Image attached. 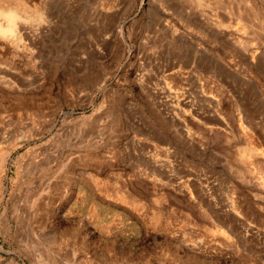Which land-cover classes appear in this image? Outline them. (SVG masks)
Wrapping results in <instances>:
<instances>
[{"label": "rangeland", "instance_id": "374dc122", "mask_svg": "<svg viewBox=\"0 0 264 264\" xmlns=\"http://www.w3.org/2000/svg\"><path fill=\"white\" fill-rule=\"evenodd\" d=\"M250 1L28 0L45 20L0 40V264H264Z\"/></svg>", "mask_w": 264, "mask_h": 264}, {"label": "bare ground", "instance_id": "6f19581e", "mask_svg": "<svg viewBox=\"0 0 264 264\" xmlns=\"http://www.w3.org/2000/svg\"><path fill=\"white\" fill-rule=\"evenodd\" d=\"M164 1H167V0H164ZM195 1L197 3L196 8H206V7L208 8L211 5V2H207V0H195ZM208 1H213V0H208ZM246 1H247V4L245 8H243L241 12L238 11V13L240 12V15L244 16V18L245 17L252 18L260 13L258 12L260 10H258L254 2L250 0H246ZM42 8L43 7H41L40 9L38 7V9H35V10L32 9V7H30L28 3V0H0V40L5 41V42L10 41L11 45L14 48H18L23 38L30 37L29 29L31 28V26L30 28H28L29 24L31 22L41 23L42 19H44L42 17ZM234 16H237V14ZM118 35L119 36L122 35L121 30L118 31ZM7 44H10V43H7ZM0 63H1V60H0ZM162 77L163 75H161V78Z\"/></svg>", "mask_w": 264, "mask_h": 264}]
</instances>
